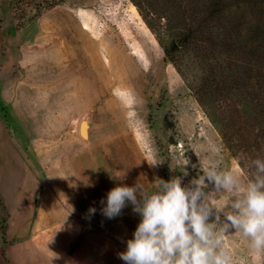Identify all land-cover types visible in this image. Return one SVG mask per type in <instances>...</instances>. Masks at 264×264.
I'll return each instance as SVG.
<instances>
[{
  "label": "rangeland",
  "instance_id": "rangeland-1",
  "mask_svg": "<svg viewBox=\"0 0 264 264\" xmlns=\"http://www.w3.org/2000/svg\"><path fill=\"white\" fill-rule=\"evenodd\" d=\"M41 1L0 0V141L17 146V189L29 171L37 178L29 180L24 190L30 193L47 186L43 168L51 171L55 166L48 168L36 162L48 158L46 147L58 140L44 141L38 123L24 113L12 118L9 105L17 80L48 83L49 104L59 105L65 115L61 120L66 131L59 137L68 144L77 138L81 147L76 152L82 156L81 176L66 187L76 191L73 205L84 217H88L90 207L97 212L88 217L95 227V241L85 245L75 242L62 262L56 250H51L56 255L49 261L39 258L35 250L33 264H125L117 254L125 250L122 241L132 238L139 217L129 205L121 216L106 219L100 214V201L118 184L138 183L147 192L154 190L151 183L155 177L168 181L181 176L187 184L211 162L246 180L250 159L264 158V124L255 126L253 117L261 108L249 102L245 88L241 85L232 90L234 77L229 67L237 69L241 77L247 73L244 84L259 81L253 93L260 101L264 99V78L256 81L254 77L255 70L264 65L249 57L245 49L230 53L224 48L222 40L230 31L225 21L197 31L198 21L205 15L204 6L213 0H99L96 6L66 5L51 13H75L77 8L78 13L89 12L94 19L91 29L85 31L74 20L61 24L66 30L61 34L67 36L64 51L33 54L17 51L16 42L7 46L4 38L13 30L48 11ZM223 1L230 5L224 13L227 19L241 25L238 33L248 36L250 27L257 24L256 35L263 42L264 0ZM191 30L195 38L184 43V35ZM206 37L215 43L213 52L208 50ZM164 49L170 51L168 55ZM173 57L184 77L172 63ZM43 61L51 67L40 68ZM80 119L90 123L89 139L84 138L87 134L79 138ZM57 120L50 121L56 128ZM221 132L238 149V156L226 148ZM240 135L247 140H239ZM241 143L248 145L246 149L237 146ZM183 154L190 161L184 170L186 176L181 167ZM14 188L12 183L7 190ZM229 197L221 195L217 206L224 207ZM11 199L8 195L0 197L2 234L13 211ZM37 201V195L33 202L23 196L16 210L25 216V207L35 206ZM228 243L236 264H264V258L253 257L247 242L238 235L229 237Z\"/></svg>",
  "mask_w": 264,
  "mask_h": 264
},
{
  "label": "clouds",
  "instance_id": "clouds-1",
  "mask_svg": "<svg viewBox=\"0 0 264 264\" xmlns=\"http://www.w3.org/2000/svg\"><path fill=\"white\" fill-rule=\"evenodd\" d=\"M182 160L186 176L190 161L184 154ZM248 168L246 180L211 162L187 184L173 176L155 177L151 192L138 183L113 187L100 201V214L115 219L131 205L139 217L118 258L125 264H236L228 243L233 235L247 242L253 257L264 258V158L250 159ZM223 194L230 197L218 207ZM96 212L90 207L87 216Z\"/></svg>",
  "mask_w": 264,
  "mask_h": 264
},
{
  "label": "crops",
  "instance_id": "crops-1",
  "mask_svg": "<svg viewBox=\"0 0 264 264\" xmlns=\"http://www.w3.org/2000/svg\"><path fill=\"white\" fill-rule=\"evenodd\" d=\"M74 4L96 6L99 5V0H63L59 5L13 30L4 38L6 45L16 42L17 51L25 50L33 54L49 55L64 51L67 36L61 34L66 32L61 24L74 20L78 23V27L85 31V28L91 29L90 22L94 19L89 12L78 13L77 8L74 9L75 13H51L63 6ZM79 10L82 12V9ZM69 32L74 33L72 29ZM73 37L68 38L74 42ZM50 67L49 62L43 61L40 65L42 69ZM15 87V94L11 97L9 105L10 116L14 118L17 114L24 113L25 117L34 119V122L38 123L44 141L58 140L59 142L49 143L46 147L49 148L48 158L36 162L37 165L48 166V168L55 166L51 171L43 168V181L47 183V186L43 185L39 190L28 193L24 187L36 175L32 171L25 173L21 188L17 189V178L14 177L17 170V146L12 143L3 145L0 141V197L6 198V195L11 197L13 206L8 228L3 234L0 233V264H8L5 257L11 264H33L35 250L39 252V258L46 261L53 260L56 254L51 253V250H56L62 262L75 242L81 241L82 245L90 244L96 237V233L92 232L95 227L88 217H84L73 205L76 191L66 187L81 176L79 167L82 165V156L80 152L76 153L81 149L80 142L76 138V141L68 144L64 137L63 140L59 137V133L64 134L66 131V124L61 120L65 118V115L59 105L49 104L51 96L47 92L48 83H36L23 79L17 80ZM22 102L23 105H21ZM52 119H58L57 128L50 123ZM82 120L80 119L78 124L79 138H83L80 133ZM60 122L63 123L62 126L59 125ZM84 122L87 125V137L84 138L89 139L91 126L87 120ZM7 155L9 158L6 157ZM12 183L15 186L14 190H7ZM36 195L37 205L25 207V216L16 210L23 196L31 198L33 202Z\"/></svg>",
  "mask_w": 264,
  "mask_h": 264
},
{
  "label": "trees",
  "instance_id": "trees-1",
  "mask_svg": "<svg viewBox=\"0 0 264 264\" xmlns=\"http://www.w3.org/2000/svg\"><path fill=\"white\" fill-rule=\"evenodd\" d=\"M61 2H63V0H42L41 3L43 4V9L44 10H50L52 8H54L55 6L59 5ZM230 5L227 4L226 1L223 0H213L212 2H210V4L204 6V12L205 15L202 16V18L200 17L199 21H198V26H197V31L201 32V27H207L208 26H220L222 21H225V23L227 24V29L230 28V31L226 32L225 35H227V33L229 34L228 38H226L224 36V39L222 40V44L224 45V48L227 50L228 52H232L234 50H238V49H245L246 53L248 54L249 57H251L253 60H258L259 64L262 63L264 65V41L260 42L258 36L256 35V33H259V27L257 24L252 25V27H250V35L242 37L239 33H238V29L241 25H239V23L234 24L233 20L231 19H227V15L224 14L225 12H227V8ZM40 16V15H39ZM39 16H35L34 18L30 19L29 21L39 17ZM28 21V22H29ZM24 24H22L19 27H22ZM17 27V28H19ZM16 28V29H17ZM206 29V28H205ZM194 31L191 30L189 31L187 34L184 35V43H188L190 38H195L194 37ZM211 33V32H210ZM241 38H243L241 40ZM207 42H208V50L210 52H213V45L215 44L213 42V40L210 37H206L204 38ZM181 41V40H180ZM217 44V43H216ZM177 48V47H176ZM165 54L168 55L170 51L165 50ZM172 52V51H171ZM230 52V53H231ZM172 63H174V66L176 68V70L178 71V73L184 77V74L181 72L180 68L178 67V65H176V59H174V57L171 59ZM231 72H232V77H234L233 79V85L235 87H232V90H237L239 88V86H243L245 89L243 90V93H245V96L247 97V99L249 100V102L251 104H253V106L257 105V107H260L261 110L259 112H257V116L255 115L253 117V121L255 122V126H259L260 124H264V99L262 100L261 98V102L257 101V99H259V97L257 95H255V91H253L255 89V87L257 86L256 83H258L259 81L258 78H264V67H260L257 68L255 70V80L257 81L254 85H247L244 84L245 80L243 77L246 75L247 73L244 71V76L241 77L239 75V73L236 71L237 69L234 68H230ZM251 69L247 70L250 71ZM236 94V92H235ZM197 96V95H196ZM196 100L199 101L198 96L196 97ZM255 100V101H254ZM258 115H260V120H258ZM210 117V116H209ZM211 118V117H210ZM248 132V130H247ZM221 139L224 143V145L226 146V148L231 152V155H233L234 157L238 156L237 154V150L235 149L234 145L232 144V141L224 135L223 132H221ZM239 140L242 141H246L247 138L244 135H240V137L238 138ZM237 146H240L241 148H245L248 146L245 143H241V144H237ZM240 167L244 168L243 163L240 161L239 163Z\"/></svg>",
  "mask_w": 264,
  "mask_h": 264
},
{
  "label": "bare ground",
  "instance_id": "bare-ground-1",
  "mask_svg": "<svg viewBox=\"0 0 264 264\" xmlns=\"http://www.w3.org/2000/svg\"><path fill=\"white\" fill-rule=\"evenodd\" d=\"M80 129H81V134L83 136H85L87 134V129H86V125H85L84 122L81 123V128Z\"/></svg>",
  "mask_w": 264,
  "mask_h": 264
},
{
  "label": "water",
  "instance_id": "water-1",
  "mask_svg": "<svg viewBox=\"0 0 264 264\" xmlns=\"http://www.w3.org/2000/svg\"><path fill=\"white\" fill-rule=\"evenodd\" d=\"M85 120H82V122H84Z\"/></svg>",
  "mask_w": 264,
  "mask_h": 264
}]
</instances>
